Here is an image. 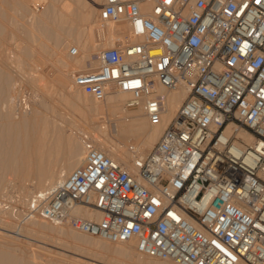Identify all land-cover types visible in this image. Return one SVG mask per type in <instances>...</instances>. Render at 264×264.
Here are the masks:
<instances>
[{
    "label": "built area",
    "instance_id": "2783aa9c",
    "mask_svg": "<svg viewBox=\"0 0 264 264\" xmlns=\"http://www.w3.org/2000/svg\"><path fill=\"white\" fill-rule=\"evenodd\" d=\"M97 21L126 24L133 41L91 54L74 87L96 101L124 93L123 109L150 124L165 110L158 88L184 98L146 153L130 148L129 168L83 137L79 166L21 208L1 207L15 226L133 241L173 264H264V0H102Z\"/></svg>",
    "mask_w": 264,
    "mask_h": 264
},
{
    "label": "bare ground",
    "instance_id": "6f19581e",
    "mask_svg": "<svg viewBox=\"0 0 264 264\" xmlns=\"http://www.w3.org/2000/svg\"><path fill=\"white\" fill-rule=\"evenodd\" d=\"M72 1L76 6H83V13L75 7ZM100 4L101 0H0V119L2 120L0 123V195H4L9 186L10 188L14 186L12 188L18 191V198H16L18 207L25 205L32 193L51 188L82 163L83 137L92 140L94 146L106 156L129 168L132 157L130 148L140 154L146 153L157 141L163 127L174 116L185 96L182 87L170 92L158 88L157 91L164 96L165 110L160 121L155 124L148 123L139 108L123 109V101L126 98L124 93H111L102 101L93 99L94 108L91 118L96 123L93 127L98 130L100 136H96L90 130L87 131L89 127L87 123L73 121L72 114L63 107L65 111L60 108L65 114L62 115V111L59 113L52 99L50 100L53 105L46 103L49 97L47 100L44 96L40 97L42 93L44 95L46 93L45 89L43 92L44 86L40 89L41 94L40 92L35 94H39V97L38 95L37 97L32 96L35 106L37 104L50 113L57 112L59 120L63 123L68 122L75 131L65 134L58 119L48 117L46 112L43 114L36 107L32 108L29 114H24L17 119L14 117L13 107L8 102L9 84L14 78L20 80V75L24 74V65L26 63L28 65L30 59H35L36 63H44L45 59L40 57L42 55L36 54L40 50L50 60V71L56 73L55 82L63 84L65 86L63 88H73L70 81H63L66 74L72 77L73 72H69L72 65L81 66L80 71L85 70L87 63L95 65L91 60V54L104 48L133 41L126 24L108 22L101 24L97 21L96 10H98L97 5ZM92 19L95 22L94 32H97L91 40L82 44L84 46L81 45V48L85 49L84 55L80 52L81 56H70L68 54L71 43L69 40L74 41L78 47L82 34L87 30L85 29L87 27L84 29L81 26L78 27L76 22L80 20L86 23ZM10 27L14 31L9 30ZM39 36L44 37L51 46L41 42L42 38ZM8 40L13 41V47L4 45ZM30 42L38 43L36 44L38 52L35 50L37 48L34 49L36 53L32 51L31 45H28ZM12 51H16L21 56V63L14 61ZM38 65L42 68L41 64ZM42 72L38 69L37 72L30 73L28 77L25 74L22 77L24 79L27 77L25 80L32 86H37L39 82L44 81ZM38 89L39 87L37 91ZM76 91V94H79L78 90ZM59 95L61 96V93ZM73 95L77 97L75 93ZM105 119H109V123H106ZM31 145L37 149V152H34V159L30 156ZM47 149V154L41 152ZM7 176L10 180L4 183ZM27 183H32L33 192L28 191ZM73 213L82 216L89 215L88 211L82 208L74 209ZM11 218L8 210L0 206V264H92L76 257L66 261L65 258L68 256L61 252L51 251L40 245L33 247L30 242H27V246L30 245V247L26 248L22 245L23 240L20 237L23 231L40 238H55L62 249L74 250L90 259L105 261L106 264H173L166 260L153 258L141 260L142 255L135 252L133 241L112 244L99 238L88 237L67 226L53 225L39 219L28 220L25 224L23 223L24 225H16L18 233L14 236L6 233L9 231L8 227L15 226ZM63 227H67L68 231ZM45 252H50V254Z\"/></svg>",
    "mask_w": 264,
    "mask_h": 264
},
{
    "label": "rangeland",
    "instance_id": "374dc122",
    "mask_svg": "<svg viewBox=\"0 0 264 264\" xmlns=\"http://www.w3.org/2000/svg\"><path fill=\"white\" fill-rule=\"evenodd\" d=\"M101 2H102V0H101ZM72 3H73V1H72ZM74 5H75V3H73ZM75 7L80 11V12H82L83 13V10H84V8H83V6H81V5H75ZM79 7H81V8H79ZM97 7L99 8V5H97ZM97 12H98V10H96V14H97ZM79 22H80V24H79ZM87 23V24H86ZM83 22V21H78V22H76V25H78V27L79 26H81V28L82 29H84V27H87V28H85V29H87V30H85V32L82 34V36H81V41H80V43L78 44V47L76 46V44L74 43V41L72 42V40L70 39L69 40V42H71L69 45L71 46V44L72 45H74L76 48H77V50H78V53H82L83 55H84V52L83 51H85V49H84V47H82L81 48V45L82 44H84L86 41H89V40H91L92 39V37H94V35L96 34V32H94V20L92 19V20H90L89 22ZM86 24V25H85ZM82 25H84L83 27H82ZM81 28H79V30L81 29ZM9 30H11V31H14V29L12 28V27H10V28H8ZM81 29V30H82ZM16 32V31H15ZM18 34V33H17ZM88 36V37H87ZM39 37H41V36H39ZM42 38V39H41ZM41 38H39V39H41L40 41L41 42H43V43H45V44H47V45H49V46H51V44H50V42H47L45 39H44V37H41ZM87 38V39H86ZM45 40V41H44ZM9 42V43H8ZM12 42V43H11ZM7 44V45H6ZM10 44V45H9ZM36 44H38V43H36ZM35 43H29L28 45H31V47L30 48H32V51L34 52V53H36V52H38L39 50H38V48H37V45H36ZM4 45H6V47H8V46H10V47H13L12 45H13V41H10V40H8V41H6V43L4 44ZM35 45V46H34ZM82 46H84V45H82ZM35 48H37V49H35ZM36 50V52H35V50ZM82 51H81V50ZM14 51H12V55H13V59H14V61L16 62V61H18V62H20L21 63V60H22V58H21V56H19V54L15 51L14 53H13ZM42 51L40 50L38 53H36L37 55H42V56H40V57H42V59H45V60H43V62L46 64V65H43L44 63H40V62H38V63H36V60L35 59H30L29 60V62H28V65H27V63H26V65H24V69H23V72H24V74H25V76H27L28 77V75L30 74V73H35V72H37L38 71V69L40 70V71H43L42 73H43V75H44V81H41V82H39L38 84H37V86L39 87V89H38V91H37V86H35V85H31L27 80H25V79H27V77H25V79L22 77V76H24V74H21L20 76L21 77H19L20 78V80H18L17 78H14L11 82H10V84H9V90H10V94H9V96H8V102H9V104L13 107V114H14V117L17 119V118H20L21 116H23L24 114H29V112H31V109L32 108H35L36 107V109H38L39 111L41 110L42 111V113L43 114H46L48 117H55L56 119H58V121L59 122H61L60 120H59V118H58V116H57V112H54V113H50L49 111H46L44 108H41V107H39V106H37V104H36V106H35V103H34V100L32 99V98H34V97H37V95H38V97H39V94H37V95H35L37 92H40V94L42 93V91H40V89H42V87H43V92H45L46 91V93H45V95L42 93V95H40V97H43L44 96V98L47 100L48 99V97H49V100L50 99H52V100H45L46 101V103H50L51 105H53V103L52 102H54V105H55V107H58V108H56V110L59 112V113H61V111H62V109L64 108L66 111H68L69 113H71L72 114V117L74 118V119H72L73 121L74 120H76L75 122H83V123H87L88 124V130L87 131H89L90 130V132H94V134L97 136H100L98 133V130L96 129V128H94L93 126H95L96 125V123L92 120V118H91V115H92V117H93V108H94V105H93V98L90 96V94H89V92L86 90V89H84V88H79V87H74L73 85H72V87L73 88H68V87H66V88H63V87H65V86H63V84H57L56 82H55V80H56V73H55V71H50L51 70V67H50V60H49V58H48V56L45 54V53H41ZM77 54L76 55V57L77 56H81L82 54ZM45 54V55H44ZM47 56V57H46ZM92 55H90V57H91ZM50 63V64H49ZM38 64H41V67L42 68H39V65ZM48 65V66H47ZM45 68H44V67ZM47 66V67H46ZM46 69V70H45ZM82 69V67L81 66H74V65H72L71 67H70V70H69V72H75V71H80ZM51 72V73H50ZM47 76H48V78H47ZM45 77L47 78V79H45ZM23 78V79H22ZM65 80L66 81H70L71 82V76H69V74H66V75H64V77H63V81L65 82ZM28 82V83H27ZM60 85V86H59ZM32 87L34 88V89H32ZM36 87V88H35ZM41 87V88H40ZM62 87V88H61ZM78 90V93L79 94H76V90ZM44 89H45V91H44ZM49 89V90H48ZM69 90V92H68V90ZM73 89V90H72ZM76 92H75V91ZM72 92V93H71ZM52 93L54 94V95H52ZM61 93V96L59 95ZM73 93H75V95H77V97L75 98V96L73 95ZM34 94V95H33ZM48 96H47V95ZM49 94H51L52 95V98L50 97L51 95H49ZM58 94V95H57ZM32 96H34V97H32ZM46 96V97H45ZM54 97V98H53ZM74 98V99H73ZM89 98V99H88ZM20 99H24V101H25V106H24V109H19L18 108V106H17V101L18 100H20ZM52 101V102H51ZM27 102V103H26ZM55 102H56V104H55ZM27 104V105H26ZM57 105V106H56ZM60 105V106H59ZM62 109H61V108ZM63 109V111H65ZM63 111H62V113H63ZM44 112H46V113H44ZM91 112V113H90ZM89 113V114H88ZM65 113H63L62 115H64ZM91 119V120H90ZM1 119H0V123H1ZM106 123H109L108 121H109V119H105L104 120ZM61 129L62 130H64L63 132L65 133V134H68V133H71V132H74L75 130L73 129V128H71V126L68 124V122H61ZM82 127V126H81ZM90 128V129H89ZM69 129H72V130H69ZM87 129V128H86ZM96 129V130H95ZM83 130L85 131V132H87L84 128H83ZM92 130V131H91ZM71 131V132H70ZM90 132H88V133H90ZM78 134H80V133H78ZM92 135V137H93V134H91ZM29 151L31 152L30 153V156L32 157V159H34V157H35V151L37 152V149L36 148H34V146L33 145H31L30 146V149H29ZM41 152H43L44 154H47V152H48V149L47 150H41ZM10 180V177L9 176H7V178L5 179V182L4 183H7V181H9ZM6 185V184H5ZM26 185V184H25ZM28 186V187H27ZM12 187H14V186H12ZM10 188V186L8 187V191L6 190V192L4 193V195L2 194V195H0V199L1 200H5V201H8L9 203H14V204H16L17 205V202H16V198H18V191L16 190V188ZM26 188L28 189V191H31V192H33L32 190H33V185H32V183H27V185H26ZM16 190V191H15ZM6 194H7V196H6ZM2 196V197H1ZM7 197H9V198H7ZM4 198V199H3ZM10 200V201H9ZM18 200V199H17ZM15 201V202H14ZM1 206V205H0ZM22 206H20V208H21ZM12 220V219H11ZM25 224V223H24ZM23 224V225H24ZM1 226V225H0ZM13 228H16V226H14V227H8V229H9V231H5L6 233H8V234H13L14 236H17V235H15L13 232H10V231H12L13 230ZM64 228V230H66V231H68V228L67 227H63ZM12 229V230H11ZM1 231H4V230H2L1 229ZM21 235V234H20ZM23 236H25V237H23ZM21 238H22V245L24 246V247H26V248H29L30 247V245H29V247L27 246L28 244H27V242H30L31 243V246H32V244H33V247L34 246H36V245H40V246H44L45 248H48L49 250H51V251H57V252H61L63 255H65V256H68V258H65V256H64V258L66 259V261L68 260V261H70V258H80L79 260H82V261H88L89 263H92V264H103L105 261H101V260H99L98 259V261L97 260H94V259H90V258H88L87 256H85L84 254H81V253H77L76 251H74V250H72V251H70V249H65V248H61V246L57 243V241L55 240V238H45V237H39V236H36V235H34V234H31V233H25V231H23L22 232V236H20ZM52 240H53V242H52ZM34 242V243H33ZM109 245H111V244H109ZM132 251H133V249H132ZM45 253H47V252H45ZM47 254H50V252H48ZM81 254V255H80ZM135 257V256H134ZM140 257V256H139ZM142 258V259H141ZM143 258H145V259H143ZM90 259V260H89ZM140 259L141 260H149V258H147V257H145V256H142V257H140ZM104 264H106V263H104Z\"/></svg>",
    "mask_w": 264,
    "mask_h": 264
}]
</instances>
